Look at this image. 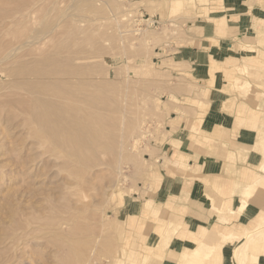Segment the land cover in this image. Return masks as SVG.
Returning a JSON list of instances; mask_svg holds the SVG:
<instances>
[{
    "label": "rangeland",
    "instance_id": "374dc122",
    "mask_svg": "<svg viewBox=\"0 0 264 264\" xmlns=\"http://www.w3.org/2000/svg\"><path fill=\"white\" fill-rule=\"evenodd\" d=\"M183 1L184 6L175 11L172 1L160 0H0L1 11H14L13 18L5 20L7 27H2L5 23L0 27L3 41L12 39L15 31L33 35L43 30L48 40L44 52L71 53L74 64H92L93 79L101 83L109 78V95L116 96L122 109L113 137L105 140L92 164L98 162V166L87 168L64 156L55 157L56 149L47 140L39 144L29 135L24 116L13 107L0 105V264H140L151 230L160 236L157 249L166 247L161 246L166 236H174V228L164 232L160 228L168 220L165 225L171 226L173 212L161 215L163 205L146 199L160 176L161 159L167 167L187 169V165L175 164L163 150L172 142V134L182 127L184 132L205 138L200 125L208 106L205 95L202 98L206 90L192 79L182 51L202 37L201 5L206 1L192 0L188 5ZM262 24L243 43L255 48L254 52L246 51L248 56H259L264 62ZM22 48L16 53L25 54L27 47ZM30 58L24 55L22 62L31 66ZM13 66L6 63L0 69L6 73ZM244 69L240 72L247 76L235 81L230 93L236 98H260L264 65L253 74ZM0 73V101L4 103L10 89L3 87L9 86L6 79L11 76ZM241 83L245 85L240 88ZM221 134L222 130L207 136L215 140ZM204 142L209 145L211 140ZM256 150L264 160V138ZM84 153L90 154L87 150ZM246 155V151L239 153L242 159ZM208 200L211 215L218 216L219 210L210 197ZM68 216H77L88 229L75 237L79 244L86 240L75 263L70 261L72 257L65 258L66 249L60 252L63 244L53 233L59 229V221ZM61 229L71 232L69 224ZM224 240L234 245L233 264L236 252L243 257L242 264L259 263L249 258L248 249L251 242L264 241V231ZM202 241L195 245L201 246ZM255 246L261 248L255 252L260 256L264 244Z\"/></svg>",
    "mask_w": 264,
    "mask_h": 264
},
{
    "label": "crops",
    "instance_id": "0c3cea01",
    "mask_svg": "<svg viewBox=\"0 0 264 264\" xmlns=\"http://www.w3.org/2000/svg\"><path fill=\"white\" fill-rule=\"evenodd\" d=\"M160 1H172L175 11L184 6L183 0ZM190 1L186 0L187 5ZM205 1L201 5L202 37L182 51L192 79L206 90L202 98L205 95L208 106L200 125L205 138L181 127L163 147L175 164L187 165V169L167 167L161 159L160 176L146 200L163 205L161 215L173 212L171 226H166L168 220L160 228L162 232L172 228L175 233L173 238L166 236L161 244L165 248L157 249L160 236L151 230L140 264H233V244L213 251L208 261L192 252V247L210 230L219 234L228 228L239 238L264 231V160L256 150L264 138V93L258 99H245L233 97L229 91L235 81L247 76L240 69L247 68L253 74L264 65L259 56L246 53L254 52L253 45L243 43L252 38L260 23L264 27V0ZM241 60L250 62L242 64ZM230 100L233 103L228 104ZM220 130V139L207 136ZM201 139L211 143L206 145ZM243 151L247 153L245 159L239 156ZM208 197L219 210L218 216L211 215ZM242 200L249 205L244 212L238 209ZM232 209L237 212L231 213ZM255 245L250 243L248 256L264 264V252L255 254L261 251ZM234 261L242 264L243 257L236 252Z\"/></svg>",
    "mask_w": 264,
    "mask_h": 264
},
{
    "label": "bare ground",
    "instance_id": "6f19581e",
    "mask_svg": "<svg viewBox=\"0 0 264 264\" xmlns=\"http://www.w3.org/2000/svg\"><path fill=\"white\" fill-rule=\"evenodd\" d=\"M2 4H0V8L3 7L1 6ZM8 4L11 3L9 2ZM4 10L5 11H1L0 9V27L4 23L2 27H7L5 20L12 19L14 16V11ZM7 23L10 24V22ZM3 34L1 36H3ZM5 34H10V32ZM45 36L43 30H41V32L39 30L33 35H24L23 33L15 31L12 33V39H6V41H3L5 37H3V39L0 37V65L6 63H10L11 66L14 65L10 72L6 71L5 73L4 69H0L3 76H5L4 73H10L11 76L9 79H6L8 81L6 85L8 84L9 86L3 87V89H10V91L8 90L7 92L10 97L7 96L9 98H7L6 101L4 100V103L1 102V100L0 105L13 107L15 108L14 110L18 112L17 114L24 116L25 124L30 127L28 132L29 135L36 138L39 144L47 140L56 149L54 151L57 153H53L55 157L64 156L69 158L73 163L75 162V164H79L83 167L88 168L89 165L95 167L98 163L92 165L97 161L95 157L97 158L98 151L102 149L103 146L105 147L104 143L113 137L112 133L117 129V124L120 122V111L122 109L116 96L109 95L110 82H107L109 78L107 81L101 79L103 82L96 83L95 81L97 78L95 80L92 77L93 69L91 68V63V67L88 66L89 63L84 67V64L83 66L74 64L76 61L75 56H72L71 53L61 54L60 52H44L43 49L48 41ZM43 37L45 38L44 40H46L45 42H43ZM22 47H27L26 53H21L22 55L18 53L20 54L18 55L16 52ZM24 55L33 58L32 61L31 58L29 59L31 66H29V64L27 66V64L25 65L22 62V57ZM85 61L88 62V60ZM10 68L9 70H11ZM94 70L96 71V69ZM97 71L100 72L98 69ZM244 71L249 72L247 68H245ZM102 73H104V71H102ZM244 85L245 83L239 84L240 88ZM131 123L130 125L133 126L134 122ZM36 140L35 143H37ZM85 150L90 152L89 156H86V153H84ZM248 206L246 200H242L238 209L240 212H244ZM64 210H68V206L65 207ZM230 211L233 214L237 212L234 209ZM19 224H21V222ZM64 224H69V227H71V232L69 234L62 231L61 227ZM57 225H59L56 226L59 227V229H53V231L57 230L53 233L54 236L62 242V246H64V248L61 246L60 252L66 249V253L68 254H66L67 256L65 255V258L72 257L70 261L73 259L75 263L79 257L77 254V252H79L78 249L79 247L82 248L81 245H84L86 241L84 240L82 241L83 243L80 242L79 244L78 241L80 240L76 238L82 234L81 232L84 233V231L88 229L78 221L77 216H70L66 219L63 218ZM233 236L234 235L231 234L228 228L219 234L210 230L207 237L200 242L201 246H199V249H197V245H194L193 252L196 255H206V257H208L213 251L220 247L223 248L224 245L226 246L228 241L224 239H230L233 238ZM85 245H88L87 242ZM208 259L209 257L206 261H208Z\"/></svg>",
    "mask_w": 264,
    "mask_h": 264
}]
</instances>
